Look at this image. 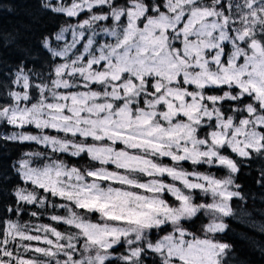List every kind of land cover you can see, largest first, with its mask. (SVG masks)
I'll return each instance as SVG.
<instances>
[{
  "label": "snow or ice",
  "instance_id": "6c2138e0",
  "mask_svg": "<svg viewBox=\"0 0 264 264\" xmlns=\"http://www.w3.org/2000/svg\"><path fill=\"white\" fill-rule=\"evenodd\" d=\"M40 7L46 56L0 71V143L22 146L0 264H238L218 234L256 211L241 174L264 189V0Z\"/></svg>",
  "mask_w": 264,
  "mask_h": 264
},
{
  "label": "trees",
  "instance_id": "16d2710c",
  "mask_svg": "<svg viewBox=\"0 0 264 264\" xmlns=\"http://www.w3.org/2000/svg\"><path fill=\"white\" fill-rule=\"evenodd\" d=\"M61 22V18L41 9L40 0H0V71L10 72L27 51H31L33 56H46L39 41L42 35L56 32ZM27 63L29 66L33 65L32 60ZM21 148L22 146L13 143H0V166L8 167L19 156ZM9 178H12L11 172ZM255 178L256 173L252 172L251 176L241 174L238 180L244 186V194L249 197L248 207L256 209L251 219H244L246 221L243 222L240 219L225 218L229 227L225 233L218 234V238L235 246L238 264H264V255L260 251L264 247V234L259 231L264 225V212L261 211L264 209V204H261L264 189L256 186ZM6 196L8 200L12 199L5 193L0 194V200H4ZM21 215L22 220L37 222L26 213ZM39 222L50 221L45 215ZM200 226L201 222L197 221L193 230Z\"/></svg>",
  "mask_w": 264,
  "mask_h": 264
},
{
  "label": "rangeland",
  "instance_id": "374dc122",
  "mask_svg": "<svg viewBox=\"0 0 264 264\" xmlns=\"http://www.w3.org/2000/svg\"><path fill=\"white\" fill-rule=\"evenodd\" d=\"M69 39H70V36H69ZM244 221H246V220H243V222H244ZM43 223H46V222H43ZM251 223H253V222H251Z\"/></svg>",
  "mask_w": 264,
  "mask_h": 264
}]
</instances>
